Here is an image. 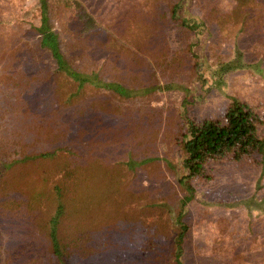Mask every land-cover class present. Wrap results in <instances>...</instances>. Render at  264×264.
Instances as JSON below:
<instances>
[{
	"label": "trees",
	"instance_id": "1",
	"mask_svg": "<svg viewBox=\"0 0 264 264\" xmlns=\"http://www.w3.org/2000/svg\"><path fill=\"white\" fill-rule=\"evenodd\" d=\"M166 1V18L195 34L208 30L203 22L179 16L184 5L181 0ZM159 5L157 0H137L123 8L129 10L127 20L104 22L83 0H37L38 23L22 35L8 31V21L0 19V76L10 89L7 104L20 115L22 124L12 139L6 136L0 145V228L10 240L6 253L16 251L14 258L10 255L11 263L42 264L40 260L46 259V264H80L110 249L112 264H191L185 260L193 222L187 211L195 201L197 185L212 177L209 167L218 161H250L263 170L264 134L258 111L229 94L221 114L215 117L195 118L184 108L178 135V166L182 168L178 182L165 180L162 187L141 182L144 176L162 177L164 168H170L166 159L152 154L153 148L146 142L159 116L158 108L147 99L144 105L148 108L138 109L147 113H136L143 118L126 124L129 113H120L122 105L111 98L120 95L123 97L117 98L123 103L127 98L134 103L135 96L146 98L169 87L156 80L176 63L177 50L172 55L142 42L145 36L151 42L153 32L161 30L149 19L150 15L165 19ZM219 7L213 8L214 17L233 23L254 43L248 40L242 49L235 44L232 54L210 62L193 51L199 42L195 36L184 49L194 69L193 80L202 86L208 79L216 84L224 74L251 66L248 52L264 47V26L257 25L264 16V0H225ZM67 11L76 21L74 35L62 21ZM119 22L123 24L116 27ZM57 23L64 25L60 28ZM116 28L119 33H110ZM66 35L72 36L71 42ZM114 45L121 63L110 56ZM143 54L147 65L142 64ZM76 57L102 60L116 77L124 72V77L132 78L135 87L105 80L98 70L82 71L75 67ZM157 64L167 66L166 71L157 73ZM177 65L173 70H178ZM145 68L144 80H149L140 81ZM99 101L114 113H100L95 107ZM127 106L134 108L131 104L122 107ZM101 122L108 128L114 124L119 128L120 123L130 128L117 143L100 142L96 135ZM117 170L120 174L114 176ZM37 180L46 183L40 191L33 189ZM259 188L257 184L240 201L249 216L264 211V192H258ZM237 205L233 201L230 206ZM225 230L222 233L227 237L236 234L249 243H237L233 251L250 260L255 250L253 231L242 234L233 226ZM2 239L0 234V244ZM1 253L0 249V261Z\"/></svg>",
	"mask_w": 264,
	"mask_h": 264
},
{
	"label": "rangeland",
	"instance_id": "2",
	"mask_svg": "<svg viewBox=\"0 0 264 264\" xmlns=\"http://www.w3.org/2000/svg\"><path fill=\"white\" fill-rule=\"evenodd\" d=\"M83 1L99 19L104 22H111L115 20L120 21L123 18L127 20L129 10H123V8L133 5L137 0ZM224 1L181 0L184 5H182L183 8L178 12L179 16L203 22L208 27V30L204 29L199 34H195V30L184 28L178 21L172 20L169 17L166 18L169 15L167 11L168 1L157 0L160 4L159 7L163 9L162 12L166 13L163 16L165 19L162 20L161 17L150 15L149 19L159 25L161 30L153 32L154 40L151 38V42H146V36L142 38V42L147 43V47L151 49L160 50L164 48L169 53H172V55V51L177 50L176 63L170 66L172 70L170 69L168 72L164 70L167 66L157 64V73H160V70L166 72L156 81L159 85L167 84L169 87L157 90L146 98L144 96H135L133 97L134 103H130L132 102V98L125 99L123 103L121 99H118L119 97H123L120 95H117L118 98L115 96L111 98L115 104L120 103L122 106L131 104L134 107L129 109V106H127L123 109L121 106L120 113H129L125 116L126 124L129 122L133 125L135 121L143 118L136 113H147L145 110H138L139 108L142 110L145 107L144 102L147 99L151 105L158 108L159 112H157L159 116L154 121V126L150 127V132H148L149 137L146 142L153 148L152 154H157L158 158L162 161L166 159L165 161L169 162L170 168H164L165 178L164 176H151L152 178L144 176L141 179L142 183L162 187V183L165 180L167 182H178L180 173L182 172V168L178 166L181 160L180 150L178 149V135L181 131L182 113L185 107L189 114L195 118L215 117L221 114V109L226 104V97L231 94V96L249 103L258 111L262 120L259 126L260 132L264 134V47H259L256 52H248L246 57L250 62H253L251 66L239 68L224 74L221 82L215 84L211 82V79H208L207 83L202 86L199 81L193 80L194 69L191 66L190 56L186 53L188 50L186 51L184 47L192 43L195 36L199 37V42L193 46V51L202 53L206 60L210 62H214L217 57L225 58L232 54L235 44H238L242 49L243 47H247L248 40L254 43L251 36H242L238 31V27L234 26L233 23H225L220 21V18L214 17L215 12L213 8L218 9ZM36 2L37 0H0V19L8 21L6 22L8 31H11V33L17 32L22 35L31 24L38 23L39 11L34 9ZM72 17V12L67 11L62 21L66 23L65 27L71 30L74 35L77 25L75 19ZM260 19L257 21V25L262 28L264 26V16H261ZM63 23H57L58 27H63ZM122 24L123 22H119L116 27H120ZM223 25L226 26L223 27ZM118 31L116 28L110 33H119ZM65 37L70 41L72 36L66 35ZM255 45L259 46L260 43L259 45ZM71 50L73 51V49ZM109 52L112 59L121 63V58L118 57L119 51L115 45L110 48ZM184 53H186L187 57ZM146 58L147 55L143 54L141 60L144 65H147ZM75 62V67L80 68L82 71L91 72L98 70L100 71V76L105 80L112 79L135 87L131 77L130 80L129 78L127 79V76L124 77V72H121V75L116 77L102 60L98 63V60L93 61L91 58L82 59V57H76ZM134 64L138 66L139 62ZM176 65L178 69L176 71H179V74L174 73L176 71L173 69ZM145 72L146 68L141 70L138 80H149L148 78L144 80ZM185 87L189 89L185 90ZM206 87L209 88L207 91L205 90ZM9 90L4 85L0 76V145L4 143L6 136L12 139L15 129H18L17 127L22 125L20 123V115L7 104ZM185 98L187 100L186 105H183L182 101ZM103 103L104 101H99L95 105L97 109L99 107L100 113H114L111 107ZM147 108L145 107V109ZM114 109H116V106ZM143 122H145V119ZM126 124L120 123L119 128L118 124H114L115 126L113 125V127L108 128L107 126H103L101 122L96 135L97 139L101 140L100 142L117 143L120 137L130 128ZM1 164L5 166L3 161ZM209 168L212 177L197 185L195 201L188 207L187 211L193 222H191L192 231L190 242L187 246V250H190V252L186 253V262H192L191 264H199L204 261L212 264H264V211H257L254 215L249 216L247 210L240 202L246 195L255 190L257 184L260 185L258 192H264V168L262 170L261 166L250 161H218L213 163ZM119 174L118 170L114 171V176ZM45 184L44 181L37 180L33 183L34 187H32L34 191H40ZM258 196L261 197V195ZM233 201L238 203L236 207L230 206ZM205 215L209 216L207 220H203ZM232 226L235 229H239L242 234L253 231L256 235H253L255 250L251 253L250 260H245L244 257L235 255L233 251V248L237 247L239 243V245L248 246L249 243L245 239L238 238L236 234L232 238H229L222 233L223 231H227L225 229L232 228ZM122 230L125 233L126 230L123 227ZM0 234L3 238L0 244L2 252L0 264H13L11 263L10 255L11 259L14 258L16 251L11 250L9 251L10 253H6L10 240L7 238V232L3 228H0ZM109 252L110 249H107V252H99L80 264H112ZM40 261H42V264L47 263L46 259H41ZM17 264L23 263L17 262Z\"/></svg>",
	"mask_w": 264,
	"mask_h": 264
}]
</instances>
